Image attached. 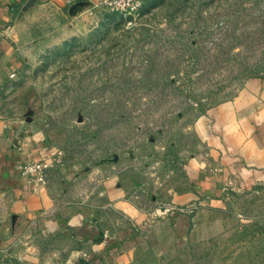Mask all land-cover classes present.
<instances>
[{
    "label": "rangeland",
    "instance_id": "374dc122",
    "mask_svg": "<svg viewBox=\"0 0 264 264\" xmlns=\"http://www.w3.org/2000/svg\"><path fill=\"white\" fill-rule=\"evenodd\" d=\"M9 12L0 169L25 209L0 264H264V0Z\"/></svg>",
    "mask_w": 264,
    "mask_h": 264
},
{
    "label": "crops",
    "instance_id": "0c3cea01",
    "mask_svg": "<svg viewBox=\"0 0 264 264\" xmlns=\"http://www.w3.org/2000/svg\"><path fill=\"white\" fill-rule=\"evenodd\" d=\"M19 1L20 0H0V33H1L2 29H4L5 26L8 24V21L10 18L9 10L12 9L13 6L17 5V3ZM56 1H58L61 4H66V2L69 0H56ZM245 97L247 99V95H245ZM245 97L243 96L242 100H244ZM247 103H248V101H247ZM19 149H21V148H19ZM23 161H25V160H23ZM216 174L217 175L214 178H217V176H219L218 173H216ZM209 176H212V175L210 174L207 177L204 175H201V177L205 180ZM18 179H20V178L17 177L14 180H13V178H8L7 173L0 169V199H1L0 200V211L2 210V207H3V212H0V242L7 240V238L5 236H7L6 235V228H7L8 221L7 220L5 221V219H8V214H6L8 206L10 207V208H8V210L14 209V211H15V213L13 214V217H15V220H17V223L14 224L15 227H18L20 225L22 226V223H20L18 225V221H20L22 219L20 212H22V214H23L24 209H25V201H24V196H23V186L25 184H24V181H22V180L18 181ZM6 181L8 183H6ZM3 184H5L6 187L3 188L1 186ZM3 191H6V192L3 193ZM34 223L38 224L40 226V230L42 232H48V231L54 230L55 228L58 227L57 222H55L51 219L49 220V218H47V217H43L41 219H36V220H34ZM15 236H18V235H15Z\"/></svg>",
    "mask_w": 264,
    "mask_h": 264
},
{
    "label": "built area",
    "instance_id": "2783aa9c",
    "mask_svg": "<svg viewBox=\"0 0 264 264\" xmlns=\"http://www.w3.org/2000/svg\"><path fill=\"white\" fill-rule=\"evenodd\" d=\"M87 1L92 8L98 7L120 14L123 17L135 16L148 0H78ZM47 164L43 160L24 162L19 167L21 175L36 177L41 175Z\"/></svg>",
    "mask_w": 264,
    "mask_h": 264
}]
</instances>
